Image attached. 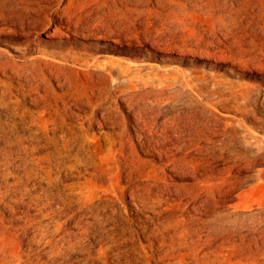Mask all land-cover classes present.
Returning <instances> with one entry per match:
<instances>
[{
	"label": "rangeland",
	"instance_id": "374dc122",
	"mask_svg": "<svg viewBox=\"0 0 264 264\" xmlns=\"http://www.w3.org/2000/svg\"><path fill=\"white\" fill-rule=\"evenodd\" d=\"M0 264H264V0H0Z\"/></svg>",
	"mask_w": 264,
	"mask_h": 264
}]
</instances>
